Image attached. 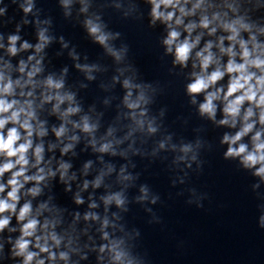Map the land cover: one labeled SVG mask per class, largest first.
<instances>
[{
  "label": "clouds",
  "instance_id": "1",
  "mask_svg": "<svg viewBox=\"0 0 264 264\" xmlns=\"http://www.w3.org/2000/svg\"><path fill=\"white\" fill-rule=\"evenodd\" d=\"M71 0H62V6L67 8ZM83 4V0H81ZM151 6L150 9V23L156 25L157 22L164 25L167 29V36L163 39L162 44L165 47L167 54L174 56L173 63L186 67L190 59V54L200 43L201 35H196L192 38V33L195 29L200 28L207 30L208 35L216 33L217 28L223 29L230 33L226 39L231 42V46L224 48V37L220 38V43L217 45L221 54H226L228 60L223 70H221L218 58L214 59L213 53L210 51L212 43L207 42L203 48L195 52L196 61L199 62V72L193 71L191 73L192 80L187 85V94L192 97V103H196L195 97L201 93L204 94L203 102L199 104L198 111L201 116H207L208 119L215 121L217 113V104L214 101H219L222 105L223 119L219 120V125L236 128L239 120V130L234 135L225 133L221 140V144H226L227 149L224 152L225 159H233L239 161L243 169L251 171L254 177H258L261 183H264V45L256 43V36L250 35L249 41L245 42L243 39L238 40L239 29L250 31L247 24H243L239 19L232 22L220 21L218 13H214L211 18L208 15L202 14L199 18V23L192 22L186 18L196 15L198 10L204 11L203 6L205 0H146ZM191 4L190 7L188 5ZM25 14L30 13L33 8L32 0H25V5H21ZM208 7H211L209 5ZM229 7H231L229 5ZM88 5L83 4L81 12H87ZM97 21L99 17L96 18ZM215 25V26H213ZM239 25V28L237 27ZM84 26L94 41L103 46L106 51L112 55L117 62L122 59V53L115 51L108 45L110 34L105 33L102 29V24L94 22L92 19H86ZM46 30H39L38 43L35 45V53H41L45 46L50 42V38L45 35ZM182 32L184 33L181 39ZM264 34V28L260 29ZM118 35V34H117ZM20 39L18 35H11L9 37V47L7 53L10 56H15L19 51H24L33 46L27 41L23 42L18 49L16 47L17 41ZM252 45V51H249L248 44ZM239 44L241 63H236L234 57L237 55L233 51V47ZM66 46V45H65ZM3 47V45H0ZM254 57V58H253ZM35 60L30 70L28 65ZM43 57L36 59L35 55H29L27 62L19 61L17 71L20 74L16 80L11 79L10 76L0 74V233L8 229L9 233H16L18 236L13 241L9 236L7 243L11 244V257L16 258L19 264H55L57 259L65 261L67 264L68 253L60 251L57 255L55 249H58L64 239L58 236L55 232V227L58 221H53L44 218L43 222L39 217L45 211H50L48 203L44 202L37 206L33 211L32 202L30 199H25L21 203L22 197L36 198L42 193V187H47V181L50 178H55L57 173L62 182L67 183L68 180L74 179L75 176L69 177L68 170L70 164L57 161L55 170L51 167V158L48 161L44 160V147L42 143H37L33 147V137L42 138L47 135V130L44 127V122L38 121L36 111L34 108L35 97L33 90L37 86L34 78L42 71L41 62ZM216 65L214 70L209 72V68ZM5 68H10V64L5 63ZM80 68V65H77ZM86 70L91 71V69ZM192 68H197V63L194 61ZM250 69L259 71V75ZM66 71V70H65ZM228 77L226 89L221 85L217 86L218 82ZM26 77V78H25ZM92 79L91 76L88 77ZM43 91L41 92L40 105L42 107L45 103H52V112L59 114L62 123L59 128H54L53 131L57 139L63 137L69 121L68 117L80 111L78 106H72L74 102V94H61V89L64 86L63 79H54L49 75L42 82ZM27 86H31L29 91H25ZM123 87L127 90L123 99L124 105L130 110L133 120L138 125H143L142 120H137V110L141 109L142 104H147L148 100L145 98L144 92L141 90L140 94L133 99V89H141V85L131 83L130 79L123 81ZM19 89V93H17ZM214 89V90H211ZM17 95L22 98H16ZM67 101L69 107L63 112L60 111L61 105ZM245 102L248 107L243 108ZM254 108L258 109V113L254 112ZM146 114V109H141L139 116L143 117ZM256 119H253V117ZM35 122V126L34 123ZM11 125L10 127H6ZM73 128H79L82 132L91 134L96 125L89 124L88 118L83 117L80 123H73ZM255 130L254 129H257ZM149 132H155L156 129L149 123ZM110 134V133H109ZM247 138V142H245ZM70 140L75 142L78 137L73 135ZM95 147V141H92ZM55 145H50L49 150L55 148ZM73 147V143H68L61 149V154H66ZM164 147L163 144L160 145ZM111 148V143L103 144L99 152H108ZM31 149V159L29 158V150ZM191 145H184L181 151L185 154L190 152ZM115 154V153H113ZM184 159V157H180ZM195 159V156L192 157ZM90 166L85 165V170ZM47 169V171H46ZM5 173L10 174L5 180ZM127 179V177H125ZM32 184L33 186L25 189V185ZM100 184L99 178L95 181L94 187ZM88 187L87 181L84 183V188ZM258 188L259 184L253 186ZM24 190V191H22ZM66 190H70V187ZM143 191V189H142ZM143 199V197H142ZM75 202L77 204L83 203L82 199L77 194ZM105 204L115 202L117 206L124 204V200L120 193L105 198ZM95 207V205H90ZM96 219L93 214H86L85 220ZM13 219H15L17 227H10ZM260 227L264 228V215L260 217ZM108 221L105 220L102 226V239L107 240V244H102L99 247L100 253L107 252V264H133L129 258L128 252L122 247L123 240L112 239L109 240L108 233L103 231ZM71 241L69 240V244ZM4 245L0 243V253L3 252ZM34 249V250H30ZM46 254V255H42ZM82 259H86L83 256ZM98 259L103 260V256Z\"/></svg>",
  "mask_w": 264,
  "mask_h": 264
}]
</instances>
